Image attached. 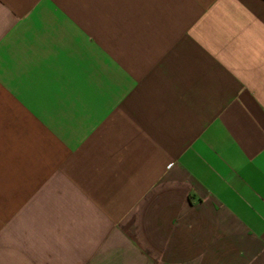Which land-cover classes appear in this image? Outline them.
<instances>
[{
	"label": "crops",
	"instance_id": "0c3cea01",
	"mask_svg": "<svg viewBox=\"0 0 264 264\" xmlns=\"http://www.w3.org/2000/svg\"><path fill=\"white\" fill-rule=\"evenodd\" d=\"M0 264H264V0H0Z\"/></svg>",
	"mask_w": 264,
	"mask_h": 264
}]
</instances>
